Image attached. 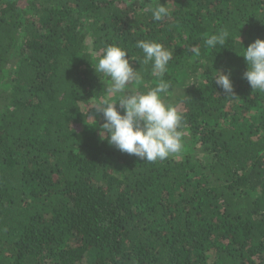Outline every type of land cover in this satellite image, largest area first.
<instances>
[{"label": "trees", "instance_id": "obj_1", "mask_svg": "<svg viewBox=\"0 0 264 264\" xmlns=\"http://www.w3.org/2000/svg\"><path fill=\"white\" fill-rule=\"evenodd\" d=\"M257 38L264 0H0V80L15 65L0 94V264H264V92L239 55ZM138 40L172 50L169 91L198 71L177 111L202 160L143 161L99 126L77 130L103 92L95 58L116 45L139 70ZM141 70L144 92L158 79Z\"/></svg>", "mask_w": 264, "mask_h": 264}, {"label": "clouds", "instance_id": "obj_2", "mask_svg": "<svg viewBox=\"0 0 264 264\" xmlns=\"http://www.w3.org/2000/svg\"><path fill=\"white\" fill-rule=\"evenodd\" d=\"M150 11L154 21L162 20L167 14L164 4ZM230 35L228 28H221L210 35L205 43L212 48L223 46ZM238 40L242 44L240 35ZM136 47L143 54L142 59L136 60L140 64L139 70L132 67L125 49L116 45H108L103 49L95 66H92L96 74H103L110 83L104 89V97L86 106L80 113L84 114V123L89 127H97L98 124L96 115L89 114L90 109L102 115L100 138L119 151L135 155L143 161H163L179 155L183 148L181 114L162 98V94H167L171 87L163 77L173 59V52L151 40H138ZM239 55L244 57L247 64L243 78L248 81L252 91L264 92V39L257 38L246 48L243 46V52ZM149 65L151 74L158 82L147 91L140 92L137 89L143 81L141 68ZM213 81L223 89L227 97H236L230 73L216 70ZM133 85L136 87H131Z\"/></svg>", "mask_w": 264, "mask_h": 264}, {"label": "rangeland", "instance_id": "obj_3", "mask_svg": "<svg viewBox=\"0 0 264 264\" xmlns=\"http://www.w3.org/2000/svg\"><path fill=\"white\" fill-rule=\"evenodd\" d=\"M87 46V50L89 52L91 49L90 46V42L87 41L86 43ZM15 52V51H14ZM97 58H95V64H96ZM14 61L7 67V69L5 70L4 74L2 75V78L0 80V94H2L4 91H6L9 88V84H8V79L11 76L10 74L13 72L14 70ZM196 74L198 73V71L195 72ZM196 74H191L190 77H188L185 82L183 84L181 83H177V85L175 86V88L171 91H168L167 94H162V98L165 100L166 103H169L171 105H173L174 107H176V109H179V102H178V98L182 93V90L185 89V86H188L190 84H192L195 81L196 78ZM102 79H103V92L100 96V99H102L105 95V91L104 89L107 87V85L110 83V81L108 80L107 77H105L103 74H101ZM133 88H135L136 86L133 85L131 86ZM110 99H115V97H109ZM7 101V98L3 99V96H0V111L4 109L5 103ZM97 102V101H95ZM119 108V106H117ZM85 109V108H84ZM84 109H82V111H84ZM122 111V110H121ZM89 114L90 115H94V111L93 110H89ZM80 121L77 122L76 124V128L78 131H88L91 129H96L99 126V122L97 124V127H89L84 123L85 120V116L83 114L82 118L79 119ZM98 121V120H97ZM99 132V129H98ZM182 143H183V148L182 151L179 155L176 156H171V157H175L177 159H186L188 157H192L193 160H202L204 158V155L201 151V148L199 146V144L194 140V138L190 135L189 131L187 129H183L182 131Z\"/></svg>", "mask_w": 264, "mask_h": 264}]
</instances>
